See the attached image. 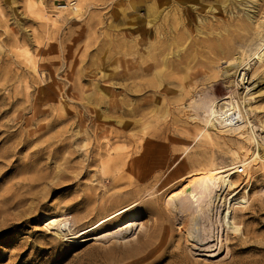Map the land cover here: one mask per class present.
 <instances>
[{"label":"rangeland","instance_id":"1","mask_svg":"<svg viewBox=\"0 0 264 264\" xmlns=\"http://www.w3.org/2000/svg\"><path fill=\"white\" fill-rule=\"evenodd\" d=\"M57 1L63 0H0V264H264V167H243L234 177L236 231L220 226L216 210L193 223L182 195L173 207L167 204L187 180L178 171L184 149L187 163L205 156L231 162L235 143L197 136L190 117L209 96L232 88L235 76L218 70L229 54L198 48L177 64L172 50L184 51L190 40L173 44L166 65L151 76L154 87H146V76L136 80L145 89L136 91L132 80H122L119 42L126 37L127 53L135 51L128 60H139L132 28L154 18L146 9L155 0H83L76 15L58 9ZM159 1L157 25L166 24L162 16L170 11ZM185 1L193 28L199 17L216 27L239 21L243 12L264 19V0ZM57 9L59 20H46ZM263 86L253 97L262 123ZM254 122L264 145V125ZM146 185L152 203L142 194L131 234L81 244L54 235L57 229L79 231L128 206L132 193ZM53 215L65 217L56 230L45 227Z\"/></svg>","mask_w":264,"mask_h":264},{"label":"bare ground","instance_id":"2","mask_svg":"<svg viewBox=\"0 0 264 264\" xmlns=\"http://www.w3.org/2000/svg\"><path fill=\"white\" fill-rule=\"evenodd\" d=\"M82 1L83 0H74V4L65 8V10L68 9L70 11H66L69 13L78 14L82 9ZM171 2L173 3L171 4ZM52 3L53 2H51V4ZM160 3L161 1L155 0V2L146 9L147 14L151 16V18L154 17L152 20L150 19L146 22V25L136 24L132 28L135 35L140 36H137V43H133L134 47L138 46L139 48V50L136 49L137 55L139 56L138 61L137 58L135 62L128 60L127 56L134 54L135 51H132L131 54L127 53L126 46L128 41L126 37L119 42L121 54L123 56L122 80H132L131 88L138 91L145 89V87L142 83L137 84L136 80L150 76L149 83L146 81V87H154L151 82V76H156V68L158 66L166 65L165 56L169 54L168 51L170 48H173L171 45L177 43L182 45L187 40H190V45H188L184 51L178 48L175 51L172 50L174 56L177 57V62L175 59L172 60V62H176L177 64L182 63L186 56L190 55L198 48H203L206 51L217 49L219 52L225 51L229 54L226 59L220 62V64H224V66H222V68L219 66L218 70L224 74H233L235 76V78L230 81L232 88L223 96L207 95L209 96L208 100L202 104L198 103L199 107L197 108V113H194L195 115L192 114L190 117L195 121V127L199 130L197 136H204L207 140H214L216 142L220 140L224 143L229 140L235 143L234 148L230 149L231 162L228 164L219 163V165L213 161V158L203 155L205 157H196L187 163L185 160H187L186 157L189 151L187 148L184 149L180 152L178 158L180 159L178 163L182 162L178 171L182 172L180 177H186L187 180L180 190L169 194L167 204L170 202L171 207H173L176 202L175 199L179 195H182L184 198L186 197L188 199L190 207L194 212L192 215L190 214L192 216L190 220L196 221L197 217L199 218L203 213L206 214L212 210H216L215 213L219 215V217L216 216V218L218 217L220 221L217 222L221 223V225H219H225L228 231H236L239 228L234 221L235 219L231 211L230 203L231 198L236 195L235 187H237L236 182L238 178L235 179L234 177H239L237 174L238 164L246 168L247 171H250L252 167L255 168L254 171H258L264 167V145L259 141V134L257 133V126L254 119H257L261 127L264 123H262V120H260L261 118H258L256 115L258 106L253 105L254 91L261 83L264 84V19L262 20V17L254 19L250 14L243 12L244 14L242 13V18L239 21L237 20L235 23L232 21H221V26L219 25L216 27V21L199 17L198 19L196 18L193 28V24L187 17L186 9H183V6H181L188 5L189 2L185 0H165V3L170 6V11L164 12L162 16L166 24L157 25L154 19L159 15L158 13L160 11H157L162 6ZM192 6H194V4H192ZM54 7L52 9H54ZM45 18L48 21H57L60 18V13L57 9V11L54 10L52 13L45 15ZM230 26L237 27L238 30L235 34L228 32ZM194 31L195 34H193ZM222 31L225 33L224 35H222ZM133 42H135V40H133ZM24 52L29 59L28 62H32L33 58L29 49ZM242 67H245L251 75L250 80L241 87L243 91H239L241 88L238 87L237 73ZM127 69L129 70L127 71ZM262 89H264V86L258 91ZM199 124H201V126H199ZM212 130L215 132H212ZM142 146L143 145L140 143L136 148L139 150L140 148L142 149ZM262 146L263 149L261 153L260 149ZM138 150L136 152H138ZM248 174H250V172ZM249 179L248 175L245 180L246 183L249 182ZM142 194H145L144 196L147 197L146 199L144 198L145 200L143 202L152 203L150 198L153 192L150 191L146 185L132 193V201L128 206L115 208L112 212L99 217L95 223L79 231L69 233L65 228L58 230L57 228H59V225L65 220V217L61 215L47 216L44 220L45 227L51 230L57 229V231H55L56 234H54L55 236H58V238L61 237V239L65 241L68 240L73 244H81L90 241H109L113 240L117 234L121 233L122 236V232L127 231L131 234L133 228L135 227L136 229L139 225L138 216L135 211L139 203L142 202ZM139 199L140 201H137ZM237 204L234 206H237ZM151 212L153 213L154 209H151ZM208 218H210V216ZM112 220L115 221L112 222ZM193 223L195 222L193 221ZM218 223H216V225ZM189 232L191 233L192 230H189ZM189 232L187 231V235ZM206 235L209 237L208 232ZM117 240L116 238L115 241Z\"/></svg>","mask_w":264,"mask_h":264},{"label":"built area","instance_id":"3","mask_svg":"<svg viewBox=\"0 0 264 264\" xmlns=\"http://www.w3.org/2000/svg\"><path fill=\"white\" fill-rule=\"evenodd\" d=\"M63 0V1H57L58 9L65 10V8H68L74 4V0ZM246 67V66H245ZM245 67H242L238 73H237V80H238V87H243L247 81L250 80L249 71L245 69ZM238 172L243 171V167L237 168Z\"/></svg>","mask_w":264,"mask_h":264}]
</instances>
